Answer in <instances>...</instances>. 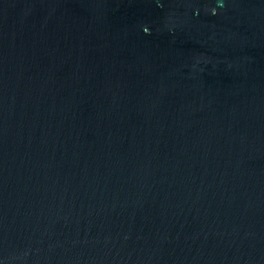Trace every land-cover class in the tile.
<instances>
[{"label":"water","instance_id":"water-1","mask_svg":"<svg viewBox=\"0 0 264 264\" xmlns=\"http://www.w3.org/2000/svg\"><path fill=\"white\" fill-rule=\"evenodd\" d=\"M0 264H264V0H0Z\"/></svg>","mask_w":264,"mask_h":264}]
</instances>
